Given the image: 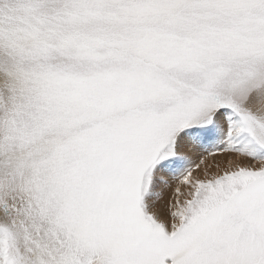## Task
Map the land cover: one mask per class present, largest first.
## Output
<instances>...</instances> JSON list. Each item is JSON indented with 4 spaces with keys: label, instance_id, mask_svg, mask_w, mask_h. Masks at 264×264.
Masks as SVG:
<instances>
[{
    "label": "snow or ice",
    "instance_id": "snow-or-ice-1",
    "mask_svg": "<svg viewBox=\"0 0 264 264\" xmlns=\"http://www.w3.org/2000/svg\"><path fill=\"white\" fill-rule=\"evenodd\" d=\"M0 264H264V0H0Z\"/></svg>",
    "mask_w": 264,
    "mask_h": 264
}]
</instances>
